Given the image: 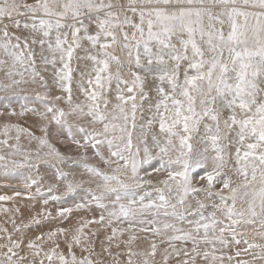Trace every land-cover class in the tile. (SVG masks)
<instances>
[{
	"label": "snow or ice",
	"instance_id": "6c2138e0",
	"mask_svg": "<svg viewBox=\"0 0 264 264\" xmlns=\"http://www.w3.org/2000/svg\"><path fill=\"white\" fill-rule=\"evenodd\" d=\"M31 90L0 116L41 135L2 125L0 180L42 207L0 264H264V0H0V96Z\"/></svg>",
	"mask_w": 264,
	"mask_h": 264
},
{
	"label": "rangeland",
	"instance_id": "374dc122",
	"mask_svg": "<svg viewBox=\"0 0 264 264\" xmlns=\"http://www.w3.org/2000/svg\"><path fill=\"white\" fill-rule=\"evenodd\" d=\"M35 90H31L29 94L21 95L19 97H9L8 100H11V103L8 102L3 96H0V101H3V103H0V113H4L5 110L7 111H13L15 110L17 113H19L22 109V107H36L39 102L33 103L35 100V97L32 92ZM31 94V95H30ZM42 110V108H41ZM38 117L34 116L31 112L26 113L23 117L19 116H10V115H3L0 116V128H2V125L6 122L8 123H19L22 127H29L32 125L34 121H36ZM31 131H34L36 135H41V133L38 131V129L30 128ZM10 136H15V131H12L10 133ZM2 138V137H0ZM21 144L25 146V148L28 147V138L26 135H21ZM34 147V143H33ZM41 175H44V173H41ZM51 173L49 172L47 176H50ZM47 176H45V179H47ZM16 191H19L21 193L20 196L16 197L14 201H9L6 203L0 204V207L11 209L12 211L5 213L0 212V228H6L8 232L13 231V225L10 222L11 220H15L17 225L27 224L29 220L35 216L38 212H40L42 205L37 203L35 209L32 208V204L34 201H31L27 198V195L30 191H34V189H26L24 187V179L21 177L20 179H9V180H0V195H14ZM79 202V198L76 199L74 202L71 197L64 198L63 206L64 207H72L74 208V203ZM60 204L53 203L50 201L49 205L47 206L48 209H50L53 212V215H55L56 209L60 207ZM15 209H19V211H15ZM93 213H86L84 211H73L68 219L61 221L59 218L52 220V219H42L41 224L39 226L37 225H31L30 228H23V232H27L30 236H35L40 233H46L50 230H53L55 228H67V229H74L78 226V222L82 223L83 219H92ZM95 215L98 217L99 212H96ZM98 226L96 224H90L87 229H85L86 234L89 233V231H95ZM259 227V225H257ZM0 235H3V233H0ZM20 233H14V237L16 238L19 236ZM137 235L139 239L134 242V247L136 250H143L144 248L150 247L151 242L154 240L158 245H160V237L153 236L150 232L148 233H140L137 232ZM98 242L96 244V250L100 251V245L99 240L104 239V232L101 230L100 233H98ZM127 236L124 237L126 239ZM62 240L63 237H60ZM92 239H97L96 237H92ZM3 240H0V243H3ZM190 246V245H189ZM161 248L164 247V245H160ZM123 248V245H122ZM159 258V257H158ZM126 260V257H124Z\"/></svg>",
	"mask_w": 264,
	"mask_h": 264
},
{
	"label": "bare ground",
	"instance_id": "6f19581e",
	"mask_svg": "<svg viewBox=\"0 0 264 264\" xmlns=\"http://www.w3.org/2000/svg\"><path fill=\"white\" fill-rule=\"evenodd\" d=\"M31 95V94H30ZM26 97H27V94H26Z\"/></svg>",
	"mask_w": 264,
	"mask_h": 264
}]
</instances>
